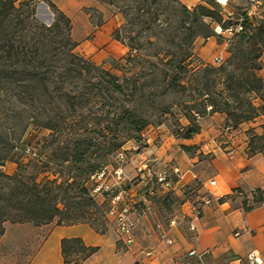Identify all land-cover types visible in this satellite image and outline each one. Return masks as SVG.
Segmentation results:
<instances>
[{
    "label": "trees",
    "instance_id": "obj_1",
    "mask_svg": "<svg viewBox=\"0 0 264 264\" xmlns=\"http://www.w3.org/2000/svg\"><path fill=\"white\" fill-rule=\"evenodd\" d=\"M42 1L55 14L51 25L35 17L38 1L0 0V241L7 222L73 226L103 215L91 178L174 107L186 110L188 121H178L173 133L179 139L200 133L199 117L207 114H224L236 129L264 112V11H237L225 20L214 0L192 7L180 0H101L119 6L125 18L114 33L129 48L119 76L76 53L71 18L51 0ZM238 23L224 63L195 65L196 39ZM180 29L183 39H177ZM187 91L192 103L182 99ZM32 129L48 135L26 161ZM8 162L17 164L12 175L2 170ZM252 195L256 204L264 202V191ZM98 250L80 237L61 241L65 264H86Z\"/></svg>",
    "mask_w": 264,
    "mask_h": 264
},
{
    "label": "crops",
    "instance_id": "obj_2",
    "mask_svg": "<svg viewBox=\"0 0 264 264\" xmlns=\"http://www.w3.org/2000/svg\"><path fill=\"white\" fill-rule=\"evenodd\" d=\"M181 1L192 7L201 0ZM53 2L74 19L73 38L77 43L84 42L89 52H113L114 49L120 54L126 52L127 47L112 39L111 27L94 26L89 18L81 14L76 16L83 6H96L97 0ZM90 36L92 40L87 39ZM182 122L188 124L187 120ZM200 125V133L191 139H177L164 125L148 127L141 141L126 144L127 152L134 150L133 162L128 164L126 170L135 174L149 165L174 174V187L164 190L175 201V216L181 219L179 227L171 230L173 259L185 254L191 256L190 252L195 251L197 255L192 258H196L200 264H249L248 256L255 253L260 260L257 264H264V202L246 210L243 200L235 192L240 189L253 200V191H264V154L250 155L246 129L241 127L244 124L226 131L224 114H208ZM138 146L142 147L136 151ZM184 147H189L190 151ZM212 180L216 181L215 185L209 184ZM195 188L201 195L211 194L215 198L212 205L202 207L200 216L194 214L196 206L200 205V195L190 197L188 194V190ZM134 196L141 199L137 192ZM228 196L232 198L226 199ZM222 198L225 199L221 201ZM191 224H194V230ZM107 235H100L84 224L54 226L28 264H65L61 252L63 238L80 237L88 246L102 247ZM100 251L92 255L86 264H102L94 260ZM126 260L123 263L116 256L112 263L106 264H175L173 261L163 263L159 259L152 260L141 255H131Z\"/></svg>",
    "mask_w": 264,
    "mask_h": 264
},
{
    "label": "rangeland",
    "instance_id": "obj_3",
    "mask_svg": "<svg viewBox=\"0 0 264 264\" xmlns=\"http://www.w3.org/2000/svg\"><path fill=\"white\" fill-rule=\"evenodd\" d=\"M35 1H38L35 17L41 23L51 25L54 22L55 14L52 12L48 3L42 0ZM51 1L53 2V0ZM97 1L98 3L96 6H93L91 4L83 6L79 10V12L76 13V16L78 17V15L81 14L89 18V21L94 26H108L109 28L111 27L113 29L111 37L113 40H115V31L120 29L125 24L124 15L120 12L119 6L110 5L106 2H102L101 0ZM204 1L205 0H201L199 3ZM214 2L219 3L218 0H214ZM121 3L124 4L126 2L121 1ZM181 3L183 2L181 1ZM220 5L224 9L223 12L225 20H228V16L233 15L237 11H243L247 9L250 15L257 16H262V12L264 11V1L260 6L255 8H252L247 0H230L227 4ZM58 8L61 11H64L61 7L58 6ZM253 11H255V13H253ZM64 13L66 12L64 11ZM175 19V21L180 20L179 18ZM71 20L72 23H74V19L72 17ZM233 21L236 20L233 19ZM176 26H178V22ZM229 27V29L224 31L220 27H216V32L219 36H214L206 40L203 38H198L195 40L193 47V61L195 65H213L218 67L221 64H217L215 62V57L222 56L224 58L222 63H224L231 56L230 42L233 40L234 34L241 30V27L239 23L229 25ZM183 31L184 29H180L176 33L178 37L177 39H183L185 37ZM146 34L147 32L143 33V35L145 36ZM87 39L92 40L93 37L90 36ZM88 48L89 47H86L84 42H80L78 43V46L76 48V53L80 54L86 59L91 60L96 65L102 66L103 68L110 70L111 72L119 76H122L123 69L121 67L125 63L124 58H126L127 54L129 53L128 47L126 52L123 54L115 52L117 51V49H114L113 52H102V50L89 52L90 50ZM260 75L264 77V71H261ZM191 93V91H187L184 94V98L182 99H185L187 102L192 103ZM172 99L179 100L180 96L174 98L172 97ZM253 101L257 105H259V99L256 98L253 99ZM185 113L186 110H184L182 107H174L171 114H167L162 118V124L151 126L157 127L164 125V127H167L174 135L173 132L179 127L178 121H186V117L184 116ZM203 118L199 117V123ZM242 124L244 125L239 126L246 129L245 133L248 137L249 142L248 153L250 155L254 154L255 147L259 148L264 153V112L256 117L253 121L245 122ZM225 130L232 131L233 128L231 130H228V126L226 125ZM46 135H48V131H36L34 129H32L26 135L25 143L27 149H31L26 151V161H28V159L31 157H35L34 152H36L37 142L39 139ZM133 141L134 140H132L131 142ZM125 147V152H120L118 155H115L114 157L112 156L110 158L111 162L114 163L113 165H108L99 174L93 176L90 180V185L93 186L92 194L99 204L105 206V212L103 215L101 213H96L92 218H89L80 224L90 226L96 232L100 233V235L108 234L107 237L104 238L102 247L94 246L98 247L99 250H101L97 254V256H95L94 260L100 261V263L102 264L112 263V261H114L117 256L118 258L123 260V263H126V259L131 255H141V257L152 260L159 259L163 263L173 261L175 264H200L201 262L199 263L197 260H195L196 258H192L193 256H189L187 254L180 255L179 257L173 259V252L170 248L172 245H174V239L171 235V230L175 227H179V225L181 224V219L175 216V201L171 196H167V194H165L166 192H164V190L168 191L170 189L161 188L153 180L142 182L139 178L140 173L138 169V172H136L135 174L132 171L126 170L128 164L130 162H133L132 159L134 157V150L127 152V149ZM140 147L142 146H138L136 148V151H138ZM121 153H123V157H120ZM154 167L156 166H153L152 168ZM2 170L7 174L12 175L17 170V164L14 162H8L2 168ZM103 171L105 172V174L103 177H101L100 174ZM158 171L162 172L163 170ZM168 173L172 174L171 176L174 178L173 173ZM41 177H44V174ZM51 178L54 177L51 176ZM199 185L201 186V183ZM100 186L102 189L98 192H95V189ZM197 188L188 190V194L190 197L200 195L199 197L202 198L205 195H209H201L200 193H198ZM136 192L138 193V195H141V199L134 196ZM120 193L121 199L117 203L116 209L118 208V210H121L123 208H127L129 210L130 219L134 223L135 243L130 246L125 244V241L123 239L124 237L117 227L114 216H111L109 214V211L113 205V197ZM106 195L109 197L107 198ZM238 196L243 200L244 207L254 206V204H256L254 202L255 199H253L254 201L249 199L245 193V197L241 195ZM254 197L255 196H253V198ZM198 201L200 203L201 199H199ZM173 218H177V225L175 227H170V221ZM54 226L57 225H55V223H52L43 226H36L35 224L29 222H7L6 233L0 241V264H28L35 254L36 250L49 235L51 228ZM109 230L110 232L106 233ZM166 232L167 236H169V238L173 240V243L169 244L168 241L163 238V234H165ZM137 264L139 263L137 262Z\"/></svg>",
    "mask_w": 264,
    "mask_h": 264
},
{
    "label": "built area",
    "instance_id": "obj_4",
    "mask_svg": "<svg viewBox=\"0 0 264 264\" xmlns=\"http://www.w3.org/2000/svg\"><path fill=\"white\" fill-rule=\"evenodd\" d=\"M230 0H228L229 2ZM248 3L251 5L252 8L258 7L262 4L264 0H247ZM221 4V3H220ZM224 58L222 56L215 57V62L217 64H221L223 62ZM231 127H228V130H231ZM120 157H123V153L120 154ZM139 178L142 182H145L147 180H153L156 182L161 188L164 189H172L175 185V179L171 176L172 174L168 173L167 171H158L155 168H152L150 166H145L144 168L139 170ZM105 172L103 171L100 176L103 177ZM210 185H215L216 181L212 180L209 182ZM102 188L97 187L95 189V192L100 191ZM152 193V191H151ZM121 199V193L118 195H115L112 199V208L109 211V214L111 216H114L116 220L117 227L120 231V233L123 235V239L125 241L126 245H133L135 243V236H134V223L131 221L129 216V210L127 208H123L121 210L116 209V205ZM214 197L209 194L205 195L201 198L200 205H197L194 214L195 216H200L202 214V207L203 206H210L212 205L214 201ZM177 225V218H173L170 221V227H175ZM191 229L194 230L195 226L194 224H191ZM163 238H165L169 244L173 243V240L167 236V232L163 234ZM190 255H197L195 251L190 252ZM248 262L249 264H257L260 263L259 258L256 256L255 253H251L248 256Z\"/></svg>",
    "mask_w": 264,
    "mask_h": 264
},
{
    "label": "bare ground",
    "instance_id": "obj_5",
    "mask_svg": "<svg viewBox=\"0 0 264 264\" xmlns=\"http://www.w3.org/2000/svg\"><path fill=\"white\" fill-rule=\"evenodd\" d=\"M218 2L224 5L228 3V0H218Z\"/></svg>",
    "mask_w": 264,
    "mask_h": 264
}]
</instances>
